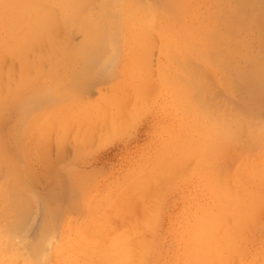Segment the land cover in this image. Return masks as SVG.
<instances>
[{"label": "rangeland", "instance_id": "374dc122", "mask_svg": "<svg viewBox=\"0 0 264 264\" xmlns=\"http://www.w3.org/2000/svg\"><path fill=\"white\" fill-rule=\"evenodd\" d=\"M224 6V47L237 41L252 51L255 47L263 51L261 7L252 8V0H224ZM205 8L200 3L199 13ZM195 23L188 9L175 24L183 27L178 38L154 35V44L150 41L148 49L135 51L126 47L120 26L113 51L100 56L88 76H82L85 82L80 79L77 90L58 95L51 90L49 100L41 98L34 108L24 111L15 105L0 115V199L14 195L13 201L5 199V211L0 210V232L4 226L13 229L9 235L7 231L0 235V264H33V259L35 264V258L39 264H264V141L251 147L242 132L237 134L241 136L238 143L224 144L220 126L224 112L242 116L238 100L244 101L223 87L219 70L212 68L214 64L222 71V56L217 59L220 62L210 64L203 55L195 56L187 49L188 44L196 46L194 36H185ZM197 25L206 35L204 25ZM61 29L58 35L64 42L59 45L65 49L59 54L65 58L82 35L74 31L66 37L62 32L66 30ZM157 30L152 29L154 34H159ZM0 37L7 35L1 32ZM166 42L179 48L163 50L160 47ZM41 53L46 52L42 49ZM250 61L231 57L232 66L244 71L246 80ZM40 63L43 73L54 68ZM3 65L15 75L11 80L16 77V62L6 59ZM72 65L64 72H75L79 65ZM0 85L14 86L6 78L0 79ZM244 86L245 93L251 94L250 82ZM63 87L55 86L57 90ZM210 91L214 94L207 98ZM261 98V113L259 109L253 113L257 125L264 126L260 124L264 123V93ZM59 101L63 102L60 106ZM45 104L48 109L40 106ZM63 118L60 128L55 123ZM46 141L49 146L44 150ZM30 158L35 160L30 163ZM73 169L90 174L96 185L92 192L83 194L75 188ZM40 170L42 174L37 175ZM7 188L13 190L6 192ZM18 201L22 211L16 221ZM42 233L49 242L43 240L46 247L40 242L37 248ZM195 236L202 238L196 242ZM34 247L38 256L47 251V258L40 261Z\"/></svg>", "mask_w": 264, "mask_h": 264}, {"label": "bare ground", "instance_id": "6f19581e", "mask_svg": "<svg viewBox=\"0 0 264 264\" xmlns=\"http://www.w3.org/2000/svg\"><path fill=\"white\" fill-rule=\"evenodd\" d=\"M200 3H204L206 5L205 12L203 14L199 13V10H198V6ZM254 7H261L262 12H264V0H252V8H254ZM187 8L190 11L192 19L196 22L195 24H193V29L185 31L186 32L185 36H194V38H195L194 45H196V46H190L188 44L187 49H191L192 51H194L196 53L195 56L203 55L206 58L205 60H208L210 64H213V63H211V62H213V60L215 63L217 61V59L219 58V56H222V59L224 62L222 64H224V66H222L223 69L221 72H220V69L218 66H215L214 64H213V66L212 65L211 66L216 71L219 70L218 72L220 74V79L222 81L223 87L226 88L227 91L229 93H231L232 96H234V97L238 96V98H241V100L244 101V103L242 104V102L238 100V102L240 103L239 110H240V112L242 111L240 113V115H242V116H240V115H239L240 117H237L238 115L234 116L233 114H231L232 111L230 110L231 115H229V113H228V115H226V112H224L222 123L219 122L221 120H219V117H217L218 118L217 121L219 123H221V125L220 124L219 125L221 127H223V129H224L221 131V132L224 131L223 132L224 134H221L222 137L224 136V144L230 143L229 145H232L233 143H236V142L238 143L239 139L241 137V136H239V138H238V135H240L238 133L242 134V132H244L246 134L245 140H246L247 144H249L248 142H250V143L252 142L251 147H253L255 144L259 145L260 143H262L264 141V130H261L263 125H257L258 124L257 120H256L257 115L255 113V115H256L255 116L253 111H257V109H259L258 112L261 113L260 107L263 106L261 104V99H262L261 96H262V93H264V50L260 51L257 49V47H255L256 51H252L251 46H248V45L241 46L237 41H236V43L232 44L231 46L227 45L226 47H224V45H225L224 38H222L224 36V26H222V25H224V22H225V19H224V10H225L224 0H167L164 4H162L161 2H158V0H0V33L3 32L5 35H7V38L0 37V79L6 78L9 83L11 82V84H14V86H12L11 88L9 87L10 85L8 86V88H0V115L2 113H3V115H5L6 112L9 113V111L12 110L13 106H15V105H19V109H21V110L23 109L24 111L26 109L34 108V107L39 105L36 103L39 102V100L41 98H43V99L46 98L47 100H49L47 97L49 96V93L52 91L53 92L58 91L57 92V95H58L61 92L75 91V89L77 90L76 87H78V84H80V79H82L81 81L85 82L84 81L85 78L82 76L83 75L85 76L87 71L88 70L90 71L92 69V67L95 65V63H98V61H100L99 60L100 56L106 50H108V51L112 50L113 51V49L115 48L113 38L114 39L116 38V37H114V35L116 32V29L120 26L122 27L124 34L126 36V40H125L126 47L132 51H135L138 48H147L148 49L150 43L152 42L154 44V42H155L154 41L155 39L154 40L151 39V37H154V35L159 36V37L161 36L163 39H165L164 37H169L170 35H171V37L178 38L180 32L183 31V27H177V26H175V24L180 20L181 17L188 14ZM234 11H236L237 14L242 13V15L244 12V11L241 12L240 8H236V10H234ZM251 11H254V10L251 9ZM235 21L237 22L238 27H240V20L236 19ZM254 21L256 23L261 22V20L256 19V16L254 17ZM199 23H202L205 27V34L206 35H204V36H203L202 31L200 29H198L197 24H199ZM260 25H261V23H260ZM154 27L159 29V30H157V31H160L159 34L153 33L152 29ZM208 27H210V29ZM262 27L264 30V22L262 23ZM61 28L65 29L66 32L64 30H62ZM59 29H61L62 32H64L65 34L67 32L76 31V33L79 32V34L82 35L81 39H77V40H80L79 42L77 41L78 42L77 44H75L73 47H71L69 49V51H66L67 49L65 50L66 51L65 53L68 52V54H69V56H67L65 58H61V57H63L61 55L64 52L63 50L65 48L62 49L61 48L62 46H60V45H63L64 41L62 42L60 39L61 36L59 37V35L61 34V33H59V32H61ZM164 31L167 34H164L163 33ZM67 34H66V37H67ZM156 36H155V38H156ZM212 37H217V38L213 39ZM262 37L264 39V34H262ZM56 39H58V41L60 39V41L62 43L60 41H59V43H57ZM68 40H70V38ZM212 41H214L215 43L219 42L220 44H218V45H220V46L212 45L211 44V43H213ZM68 44H70V42H68ZM66 47H67V45H66ZM176 47L179 48V44H172L169 46V43L166 42L165 46L164 47L161 46L160 48H162L163 50H166L169 48H176ZM227 48H229V50L226 52ZM42 49L46 53H41ZM59 52L61 55L59 54ZM254 54H256V55H254ZM234 55H238L242 59L244 57L245 60H248V59L251 60L249 63L250 66L247 67V68H250V69H248L249 72H247V74H246V75H248L246 77H248L249 79H247V80L245 79V72L244 71H243L244 75H242L243 72H241V69L234 68V66H232L231 57ZM106 58L104 57V60H107ZM238 58H237V60H238ZM6 59H7V61L9 59L10 61H13L14 63L16 62L19 66L18 72L16 71L17 72L16 77H14L15 79L14 78H12V80L10 79L11 77L15 76L14 74H12L10 67L8 69L7 68L5 69V66L3 65V63L5 62ZM109 60H110V58L108 59V61ZM41 61H42V64H43V62H45V63H48L50 68H52V67H54V68L49 70L48 72L43 73L42 69L40 68V64H41L40 62ZM217 62H220V61L218 60ZM72 64L79 65L78 68L76 69V71L73 73L64 72V70H69L70 67L73 66ZM110 64H111V62H110ZM3 66H4V69H2ZM8 66H10V65H8ZM13 67H14V65H13ZM32 67H34L35 69L33 70ZM55 67H58V68H55ZM15 68L16 67H14V69ZM42 68H43V66H42ZM241 68H242V66H241ZM45 69H46V67H45ZM94 69L96 70L98 68H94ZM59 73H60V75H59ZM90 73L92 74L93 72H90ZM87 74H86V76H88ZM91 74H89V75H91ZM96 74H98V73H96ZM78 81H79V83H78ZM83 82H82V84H83ZM93 82H95V81H93ZM247 82L248 83L250 82V84L252 86V93L249 95H248V92H247V94L245 93L246 92L245 91L246 86H244V85ZM32 84H33V86H32ZM209 84H211V83H209ZM213 84H215V83H213ZM55 86H59L60 88H61V86H64V87L61 90H57L58 88H55ZM83 86L85 87L84 84H83ZM90 86H92V85H89V87ZM213 88H215V87H213ZM80 89H81V86H80ZM87 89H88V87H87ZM217 89H219V88H217ZM92 90H93V88H92ZM247 90H250V87ZM211 91H212V89H211ZM211 91H210V93H207V98H208V94L210 95L211 93H213ZM87 92H86V94H87ZM106 92H107V90H106ZM197 93H199V92H197ZM66 94H65V96H66ZM86 94H85V96H86ZM200 94H201V92H200ZM221 97H223V96L221 95ZM62 103H63L62 101H59L56 104H58L60 106ZM210 105H212V104H210ZM40 106H44L47 109L49 108V105H46V104L40 105ZM59 106L56 105V107H58L60 109L61 107H59ZM214 111L215 110L213 109V112ZM218 111H219V109H218ZM213 112H212V115L214 114ZM258 112H257V114H258ZM238 114H239V112H238ZM225 115L227 117L228 116L229 117L227 118ZM260 117L262 119L261 115H260ZM220 118H222V117H220ZM63 120H64V118L56 121L55 124L61 128V127H63V124H62ZM1 121L2 120H0V122ZM67 122H68V120L65 119V123H67ZM260 124H264V123L260 122ZM263 128H264V126H263ZM230 139L232 140V143L230 142ZM222 140H223V138H222ZM233 140H235V141L233 142ZM241 141L243 142V139ZM222 143H223V141H222ZM228 144L226 146H228ZM48 146H49V143L46 141L45 145L42 148L44 150H46V148ZM230 147H228V148H230ZM243 150H246V148ZM231 153H232V150H231ZM70 154L71 153H69V155ZM224 154H225V152H224ZM227 154L228 153L226 152L225 155L227 156ZM241 155H239V156H241ZM24 159H26L29 162L28 157L24 156ZM33 159L30 158V163L35 160V159L34 160ZM18 161H20V160H18ZM186 166H187V164H186ZM9 171H8V173H9ZM71 171H72L71 175L73 177L72 183L75 186V188H77L78 191H80V193L89 194L90 192L93 191V189L95 188L96 185H94V182L91 180L90 174H86V173H82V172L80 173L79 171H76L74 169ZM6 172H7V170H6ZM6 172H4L3 174H5ZM21 173H22V171H21ZM36 174L41 175L42 171L40 170V171L36 172ZM7 182H8V180L6 182H4L3 184H5ZM8 184H10V183H8ZM19 185H21V184H19ZM0 186H2V185H0ZM3 188H1V189H3ZM7 189H6L7 191L6 190H3V191L8 192L11 188L10 189L7 188ZM11 191H9V192H11ZM20 193H22V192H20ZM28 193L29 192H27V195H28ZM2 194H3V192H2ZM2 194H1L0 198L3 197ZM6 194L7 193H5L4 195L6 196ZM11 196L9 197V195H8L4 199H0V201H1L0 204L2 203V201L4 202V204L2 203L4 207L0 205L1 206L0 210H1V208L4 210V208L6 207L5 203H7V201L5 199H7L9 202H10L9 199H11V201H13V198H11ZM34 196H32V197H34ZM8 197H9V199H8ZM17 198H19V197L17 196ZM34 200L32 203L35 204V206H36V203H34ZM15 201L17 203V200H15ZM31 201H32V199H31ZM18 205H20L19 201H18ZM7 208H8V206H7ZM21 208H22V204L20 205V207L17 208V213L20 210L22 211ZM34 210H36V209H34ZM36 212L37 211H35V213ZM20 213H18L19 215L16 218L17 219L16 221H18V219L20 218V215H21ZM35 216L31 217V218H35ZM1 217H2V215H1ZM70 217H72V215ZM49 228L47 230H49ZM195 228H196V232L198 231V229H200L199 227H195ZM12 230H13L12 228L9 229L8 226H4V227H2V231L0 232V235L4 236L5 231H7L8 235H9V233H11ZM15 230H17V229H15ZM20 230L22 231V229H20ZM18 233H19V230H18ZM198 234L201 235V232H199ZM15 235L16 234H14L12 236H15ZM201 238H202L201 236H200V238L195 236V241L198 242V240ZM39 239L40 240H38V241L35 240L39 243H36L34 241L36 244L33 242L32 245L35 244V247L37 246V248L38 247L39 248L46 247L47 243H45V242H49V241H47L45 239V234H43L42 240H41V235H40ZM48 239H50V237ZM14 240H16V239H14ZM43 240L44 241L46 240V241L42 242ZM3 241H4V239H3ZM27 242H28L27 244L25 242H23V243H25L28 246L29 241H27ZM40 242H41V247L39 245H37V244H40ZM12 243H13V240H12ZM14 243H15V241H14ZM43 244H45V246H43ZM20 245H21V243H20ZM26 245H25V247H26ZM48 245H49V243H48ZM21 246H23V244ZM37 248H35L36 250L34 249L35 252L34 251H32V252L37 254L39 252V251H37ZM28 249L30 250L29 247H28ZM25 252H27V251H25ZM40 252H41V250H40ZM29 253H30V251H29ZM34 253H31L29 255H32ZM39 254H41V253H39ZM42 254H44V255L38 256V254H37V258L38 259L40 258V261H41V259H43V257L47 258V256H46L47 251L45 253H42ZM26 256L29 257L27 254H26ZM30 258L31 257H29V260H30ZM34 258H35V256H34ZM27 259H26V261H27ZM45 259H43V260H45ZM33 260H32V262L34 264ZM126 260H128V259H125V263L127 262ZM36 261H37V259L35 258V264H39ZM41 262L43 263L44 261H41ZM29 263H31V261ZM42 263H40V264H42Z\"/></svg>", "mask_w": 264, "mask_h": 264}]
</instances>
